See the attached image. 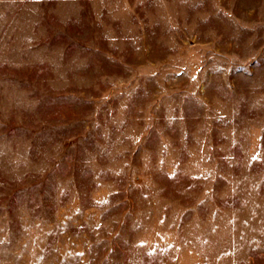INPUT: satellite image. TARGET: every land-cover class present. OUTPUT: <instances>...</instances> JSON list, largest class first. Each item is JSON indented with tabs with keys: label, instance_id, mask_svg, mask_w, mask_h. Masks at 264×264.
<instances>
[{
	"label": "rangeland",
	"instance_id": "rangeland-1",
	"mask_svg": "<svg viewBox=\"0 0 264 264\" xmlns=\"http://www.w3.org/2000/svg\"><path fill=\"white\" fill-rule=\"evenodd\" d=\"M0 264H264V0H0Z\"/></svg>",
	"mask_w": 264,
	"mask_h": 264
}]
</instances>
